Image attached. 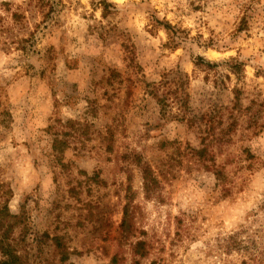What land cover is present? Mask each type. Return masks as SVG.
<instances>
[{"label":"clouds","instance_id":"obj_1","mask_svg":"<svg viewBox=\"0 0 264 264\" xmlns=\"http://www.w3.org/2000/svg\"><path fill=\"white\" fill-rule=\"evenodd\" d=\"M0 264H264V0H0Z\"/></svg>","mask_w":264,"mask_h":264}]
</instances>
